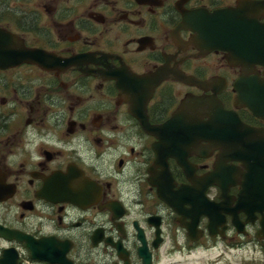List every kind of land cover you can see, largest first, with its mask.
I'll use <instances>...</instances> for the list:
<instances>
[{"label": "flooded vegetation", "instance_id": "flooded-vegetation-1", "mask_svg": "<svg viewBox=\"0 0 264 264\" xmlns=\"http://www.w3.org/2000/svg\"><path fill=\"white\" fill-rule=\"evenodd\" d=\"M243 18L264 40V0H0V28L46 56L0 69V228L34 248L0 234V264H159L168 242L264 244V211H238L239 234L207 183L247 175L212 134V97L264 135L247 105L264 100V63L212 45ZM183 104L184 122L163 128ZM227 188L234 208L241 186Z\"/></svg>", "mask_w": 264, "mask_h": 264}, {"label": "water", "instance_id": "water-1", "mask_svg": "<svg viewBox=\"0 0 264 264\" xmlns=\"http://www.w3.org/2000/svg\"><path fill=\"white\" fill-rule=\"evenodd\" d=\"M235 13V10L224 12L225 15H235ZM226 21H229V19ZM229 22L228 25H221L222 31L220 34H212L214 42L212 45L228 52L232 55L233 60L234 56L238 55L239 58L244 60V63H253L258 60L264 63V50L260 49L264 45L263 34L258 33L255 35L250 33L260 28L256 24L257 21L243 18L242 28L241 19L238 21L237 28L233 24L230 25ZM45 58L46 56L43 52L27 49L22 40L16 35L0 28V69L26 62H43ZM162 78H164V75L159 73V81ZM251 98L248 99L247 103L250 110L253 113L259 111V113L264 114V105L257 103L258 101L264 102V100L258 98L250 100ZM211 104L213 106V114L211 115L212 134L217 136L216 140L223 141L229 151H234L235 157L233 160L241 161L247 173V175H240V179H237V175H223L222 177L213 175L212 179L207 180L208 184L217 185L222 190L220 198L223 199V202L219 204L212 203L211 211L213 214H217L220 206H223L224 210L232 216V222L237 227V230L242 232L243 226L237 219L238 211L243 210L249 215L253 214L254 211H264V175H255L256 166L264 169V135L241 122L235 113L225 111L216 97H212ZM184 108H186L185 104L162 127L166 129L172 125L183 123L181 116ZM143 124L147 132L154 135L159 130L155 127L151 128L150 125L146 126L145 122ZM219 137H222V139H218ZM221 169L222 167L219 166L218 171L220 172ZM236 184L240 185L242 189L238 193L235 207L231 208V200L227 194V189L229 188L227 187ZM159 197L170 206L174 207L176 204L173 199H167L161 194H159ZM261 225L264 228V223ZM0 234L5 237L20 239L26 242L31 251H34L26 236L1 228Z\"/></svg>", "mask_w": 264, "mask_h": 264}, {"label": "rangeland", "instance_id": "rangeland-1", "mask_svg": "<svg viewBox=\"0 0 264 264\" xmlns=\"http://www.w3.org/2000/svg\"><path fill=\"white\" fill-rule=\"evenodd\" d=\"M216 245V246H215ZM178 251L172 242L165 244L159 264H264V244L236 238L235 243H211L188 252L187 244L180 242ZM207 248V249H205Z\"/></svg>", "mask_w": 264, "mask_h": 264}]
</instances>
